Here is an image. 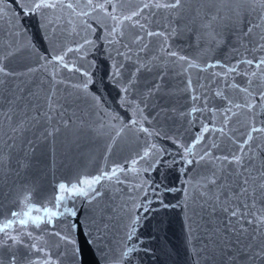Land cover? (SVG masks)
I'll use <instances>...</instances> for the list:
<instances>
[{
  "label": "snow or ice",
  "instance_id": "obj_1",
  "mask_svg": "<svg viewBox=\"0 0 264 264\" xmlns=\"http://www.w3.org/2000/svg\"><path fill=\"white\" fill-rule=\"evenodd\" d=\"M0 21V264H131L159 210L190 264H264V0H0ZM125 139L96 174L27 179ZM109 186L128 193L116 246Z\"/></svg>",
  "mask_w": 264,
  "mask_h": 264
},
{
  "label": "water",
  "instance_id": "obj_2",
  "mask_svg": "<svg viewBox=\"0 0 264 264\" xmlns=\"http://www.w3.org/2000/svg\"><path fill=\"white\" fill-rule=\"evenodd\" d=\"M25 23L29 27L32 38L40 42L36 21H25ZM0 28H7V22L0 21ZM41 47H43L42 43ZM228 51L229 48L221 47L217 55L223 56ZM93 58L100 65L98 75H103L106 65L102 55L97 53L95 57H89V59ZM103 147V142H85L84 145L74 148L70 152L65 150L63 153H58L55 163L49 156L42 162H37L36 167L28 173L27 179L50 189L57 180L67 174L69 167L85 174H96L98 168L105 167L106 164L111 166L114 161H122L124 157L130 154L134 144L127 139L121 141L120 145L109 155L107 161L103 159ZM171 178L170 176L169 179ZM131 180L132 178L129 177V181ZM4 192L7 196V186H5ZM105 192V203L109 204L112 209L110 238L113 241V246H116L123 234L126 214L121 208L128 197V193L118 192L115 186H109ZM138 235L143 240V244L140 245L142 250L133 253L131 264H190L185 249L184 229L179 210H159L152 213L150 219L146 220L139 229ZM81 245L85 247L83 238H81ZM88 264H92L91 254L88 256Z\"/></svg>",
  "mask_w": 264,
  "mask_h": 264
}]
</instances>
